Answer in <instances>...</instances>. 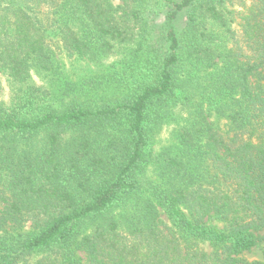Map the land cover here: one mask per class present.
Segmentation results:
<instances>
[{
    "label": "trees",
    "instance_id": "trees-1",
    "mask_svg": "<svg viewBox=\"0 0 264 264\" xmlns=\"http://www.w3.org/2000/svg\"><path fill=\"white\" fill-rule=\"evenodd\" d=\"M117 1L0 0V264H264L239 259L264 230V0ZM136 37L127 82L66 106L29 83Z\"/></svg>",
    "mask_w": 264,
    "mask_h": 264
},
{
    "label": "rangeland",
    "instance_id": "rangeland-1",
    "mask_svg": "<svg viewBox=\"0 0 264 264\" xmlns=\"http://www.w3.org/2000/svg\"><path fill=\"white\" fill-rule=\"evenodd\" d=\"M114 4H117V0H113ZM161 17V16H160ZM159 17V18H160ZM149 23V20H148ZM158 24L157 29L148 26V34H152L153 38L156 36L161 39V23ZM179 29L183 28L184 21L179 24ZM136 30H134V33ZM137 46V37L136 41L127 42L120 44L115 47V51L109 54L100 55L96 58L90 59L87 57H68L63 53H59L57 56L58 68L56 73L51 74H36L32 73L30 75L29 83L31 86L36 87L40 90H44L45 93H48V101L52 98L55 99V105L62 106L69 103L71 95L78 96L84 93V90L87 91V86L91 82L96 81L97 77L104 76H116L117 78H123L124 80L129 81L130 77L135 74L137 69L134 65H137V58L135 56V48ZM157 46H154L153 49H157ZM133 66V67H132ZM190 70L189 67L184 65L183 72ZM121 75V76H120ZM0 101H8L12 89V83L7 81L5 77H0ZM20 87L16 84L15 90ZM106 92V93H103ZM101 95H98L101 101L106 103H112L113 100L117 99L119 96L112 93L111 89H105ZM181 93L182 91H179ZM110 95V96H109ZM120 95V94H119ZM121 98V95H120ZM216 120V124L219 126L222 132H226L229 128V123L223 119H213ZM176 122L174 120L168 119L163 124L157 125L153 129L152 140L150 144V149L148 151V157L151 158L154 162L157 163L161 161L164 157V153L169 151L174 144V131L176 130ZM153 163L150 162L147 167V174L150 176L155 173L153 168ZM31 231L29 224L24 225L21 232L26 234ZM257 242L256 246L252 248L249 252H245L239 256V259L247 262H264V230L256 234ZM81 259L82 264H89L85 255L82 252L77 254ZM44 256V254H43ZM42 255L35 257L34 260L39 259ZM33 259L28 260L32 262Z\"/></svg>",
    "mask_w": 264,
    "mask_h": 264
}]
</instances>
